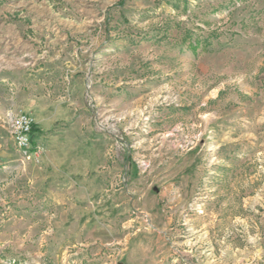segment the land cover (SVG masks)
Here are the masks:
<instances>
[{"label":"rangeland","instance_id":"374dc122","mask_svg":"<svg viewBox=\"0 0 264 264\" xmlns=\"http://www.w3.org/2000/svg\"><path fill=\"white\" fill-rule=\"evenodd\" d=\"M4 1L0 264H264V0Z\"/></svg>","mask_w":264,"mask_h":264},{"label":"built area","instance_id":"2783aa9c","mask_svg":"<svg viewBox=\"0 0 264 264\" xmlns=\"http://www.w3.org/2000/svg\"><path fill=\"white\" fill-rule=\"evenodd\" d=\"M33 119L27 114H20L13 121L14 138L18 146L28 152L32 144Z\"/></svg>","mask_w":264,"mask_h":264},{"label":"crops","instance_id":"0c3cea01","mask_svg":"<svg viewBox=\"0 0 264 264\" xmlns=\"http://www.w3.org/2000/svg\"><path fill=\"white\" fill-rule=\"evenodd\" d=\"M27 1H31V3H29L30 4L29 7H27V4H26ZM3 4L8 5L7 6L8 10H10L11 8H15V9H19L20 14L24 15L26 13L27 16L32 17L31 22L33 21V23H34V21H38L39 19L43 18L42 16H43L44 12H43V10L41 11V8H44V9L48 8V6L47 7L46 6L45 7L40 6V1L38 3H36L35 0H6V1H4ZM53 14H54V12L50 11V14L48 16V19H50L49 22H51L52 19L55 18ZM44 18H46V16H44ZM46 20H47V18H46ZM6 36L7 35H5V38L3 37L2 39L3 40L6 39ZM5 46H7V45H5Z\"/></svg>","mask_w":264,"mask_h":264},{"label":"trees","instance_id":"16d2710c","mask_svg":"<svg viewBox=\"0 0 264 264\" xmlns=\"http://www.w3.org/2000/svg\"><path fill=\"white\" fill-rule=\"evenodd\" d=\"M192 47H195V45H192ZM31 140H32V137H31Z\"/></svg>","mask_w":264,"mask_h":264}]
</instances>
